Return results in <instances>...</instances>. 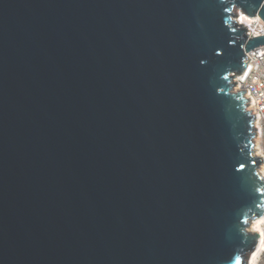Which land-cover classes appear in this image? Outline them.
Returning <instances> with one entry per match:
<instances>
[{
  "label": "water",
  "instance_id": "water-1",
  "mask_svg": "<svg viewBox=\"0 0 264 264\" xmlns=\"http://www.w3.org/2000/svg\"><path fill=\"white\" fill-rule=\"evenodd\" d=\"M234 6L259 0H0V264L252 249L264 157L233 87L264 35Z\"/></svg>",
  "mask_w": 264,
  "mask_h": 264
},
{
  "label": "clouds",
  "instance_id": "clouds-1",
  "mask_svg": "<svg viewBox=\"0 0 264 264\" xmlns=\"http://www.w3.org/2000/svg\"><path fill=\"white\" fill-rule=\"evenodd\" d=\"M226 0H221V3H225ZM229 9H225V11H228ZM232 11H235L238 16L239 20L241 22L247 21L248 23H251V21L248 20V17H246L245 13L240 10L239 7H233ZM264 11V0H259V7L255 11V19L257 21L260 20V14ZM250 36H256L260 37L261 35H264V28H262L260 31L252 30L249 33ZM220 53L217 52V55ZM244 63L247 64V69L244 71L242 76L237 77L238 80L243 81L253 70V66L255 65L257 69H259V64L256 63L258 58H264V45H261L259 48H257L254 51L246 52L244 54ZM249 61H252V63H249ZM205 61H201V64L203 65ZM229 75H232V73H229L227 75L223 76L224 80H227L229 78ZM255 78L253 79V83H255ZM238 90V89H237ZM220 91H223V89H220ZM251 95V93H248ZM261 96H264V92L260 93ZM256 101L253 100V105H255ZM245 112L248 111L247 108L244 109ZM261 111L264 112V106L261 107ZM259 120L260 115H256V123L252 124L251 121H249L250 124H252L253 127L259 128ZM254 155H264V153H261L259 151L252 153ZM243 166H241V169H238V171L242 170ZM253 175H257L259 177V180H264V165H261V168L254 172ZM254 192L256 194H260L261 197H264V185L255 186ZM249 213H251V217H249L246 214V218L243 221L244 228L243 231L245 233L251 232V231H259L260 235L258 237H255V243L251 250L249 251H239L232 262V264H264V230H261L264 228V198L259 199V202L256 203L255 208H249Z\"/></svg>",
  "mask_w": 264,
  "mask_h": 264
},
{
  "label": "built area",
  "instance_id": "built-area-1",
  "mask_svg": "<svg viewBox=\"0 0 264 264\" xmlns=\"http://www.w3.org/2000/svg\"><path fill=\"white\" fill-rule=\"evenodd\" d=\"M252 22L250 25L245 24L247 27V35L249 38H253L256 36H250L249 33L254 29L256 31H260L262 28H264V22L260 19L257 21L255 17L251 18ZM262 36V35H261ZM259 47H256L248 52L254 51ZM249 63H252V61H249ZM257 64H259V69L256 68V66H253V70L249 72L248 76L243 80H238L237 77L242 76L244 71L247 69V64H245V69L240 74L236 75L234 77V83L238 90L244 92V97L246 100H251V104L246 106L248 111L250 110V114L254 116L255 114L260 115L259 120V128H256L257 134L259 135L260 140V146H259V152L264 153V112L261 111V107L264 106V96H261L260 93L264 92V58H258L256 61ZM255 78L256 82L253 83V79ZM251 93L249 95L248 93ZM253 100L256 101L255 105H253ZM260 158H263L264 155H257ZM264 165V164H261ZM261 230H264L262 228Z\"/></svg>",
  "mask_w": 264,
  "mask_h": 264
},
{
  "label": "bare ground",
  "instance_id": "bare-ground-1",
  "mask_svg": "<svg viewBox=\"0 0 264 264\" xmlns=\"http://www.w3.org/2000/svg\"><path fill=\"white\" fill-rule=\"evenodd\" d=\"M248 20L252 22L251 18H249V17H248ZM239 22L242 23V24H248V25H250V23H248L247 21L241 22L239 20ZM237 89L238 88L236 86L233 87V91H237ZM258 140H259V135L257 134L256 137H255V140H254V149H255V152L259 151ZM260 168H261V165H260L259 169ZM252 232H256L257 234H260L259 231H252Z\"/></svg>",
  "mask_w": 264,
  "mask_h": 264
},
{
  "label": "rangeland",
  "instance_id": "rangeland-1",
  "mask_svg": "<svg viewBox=\"0 0 264 264\" xmlns=\"http://www.w3.org/2000/svg\"><path fill=\"white\" fill-rule=\"evenodd\" d=\"M258 146H260V140H258Z\"/></svg>",
  "mask_w": 264,
  "mask_h": 264
}]
</instances>
